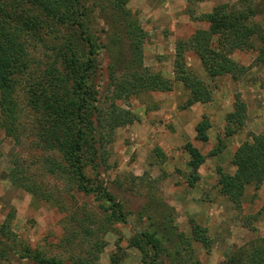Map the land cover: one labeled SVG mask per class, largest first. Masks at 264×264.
I'll list each match as a JSON object with an SVG mask.
<instances>
[{
	"label": "rangeland",
	"instance_id": "obj_1",
	"mask_svg": "<svg viewBox=\"0 0 264 264\" xmlns=\"http://www.w3.org/2000/svg\"><path fill=\"white\" fill-rule=\"evenodd\" d=\"M196 1L205 0H188L187 8L186 0H129L127 4L144 31L142 64L133 65L134 69L139 73H160L171 82L172 89L143 90L118 101L120 111H130L134 121L116 127L112 137L108 136L100 177L93 173L91 165L85 169L94 185H103L123 203L126 222H105L106 213L98 207L100 200L94 195L85 196L74 183L50 171L53 160L62 161L63 157L58 150L44 149L46 144L39 129L41 124L48 126L45 104L41 103L40 110L31 105L35 96L30 87L36 86L51 63L62 69L61 59L55 61L49 43L27 37L30 69L15 93L19 138L6 135L0 128V226L6 223L9 244L28 245L34 251L67 262L84 259L94 264H112L115 256L119 264H143L142 252L130 242L138 231L153 228V221L178 264H193L196 259L201 264H222L233 254L251 252L263 245L264 181L259 188L254 183L245 184L242 195L234 201L221 192L219 178L220 172L237 176L238 168L233 163L236 150L251 141L253 135L264 133V63H256L257 50L236 51L231 57L248 71L239 80L229 74L213 79L196 54L185 51L188 71L208 84L213 93L211 102L186 107L190 91L176 79L177 45L188 41L196 31L209 28V23L201 19L204 15L192 14ZM261 1L252 0V4ZM238 2L221 0L218 5ZM104 6L102 21L108 34L114 38L117 35V40L122 41L115 67L119 78L134 50L125 30V17L110 0H104ZM114 16L119 17L115 25L111 23ZM192 21L203 29L194 30ZM254 21L264 27V11ZM54 28L61 41L62 36L74 35V39L77 35L68 26ZM256 44L260 47L258 41ZM87 50L85 43L79 46L80 54H87ZM104 56V73L96 81L104 86L103 112H109L118 88H108L110 58ZM238 99L246 109L232 121L229 115L236 111ZM1 115L0 110V120ZM204 116L210 121L206 141L198 140L196 131ZM241 120L244 124L239 127ZM229 130L235 132L228 135ZM188 143L204 156L195 175L189 164ZM16 169L22 170L36 194L13 184L11 175ZM192 221L207 229L210 244L202 245L192 239ZM89 229L93 231L88 233ZM102 230L104 235H97ZM178 234L192 242L194 256L189 250L185 252L186 243L176 245ZM99 237L105 246L97 252L93 244ZM0 264L31 262L11 255L0 258ZM158 264L173 263L167 253H162Z\"/></svg>",
	"mask_w": 264,
	"mask_h": 264
},
{
	"label": "trees",
	"instance_id": "obj_2",
	"mask_svg": "<svg viewBox=\"0 0 264 264\" xmlns=\"http://www.w3.org/2000/svg\"><path fill=\"white\" fill-rule=\"evenodd\" d=\"M110 1L115 4L120 15L125 17V30L134 50L124 74L119 78L115 76V67L119 63L122 41L117 40V35L115 38L113 34L109 35L103 24L104 0H0V128L6 135L15 137L16 140L19 138V105L15 93L30 69L27 37H37L52 46L55 61L61 59L59 64L62 67L58 69L55 62L51 63L36 86L30 87L32 96H35L31 105L40 110L41 103L45 104L48 126L41 124L39 129L41 140L46 144L44 149L58 150L63 157L62 161L53 160L50 171L58 172L74 183L77 190L85 196L94 195L100 200L98 207L106 213L105 222L112 224L114 221H127L125 206L103 185H94L85 169L91 165L93 173L100 177L108 136L112 137L116 127L134 121L135 116L130 111H120L118 101L143 90L169 91L172 86L160 73H139L134 69L133 65L142 64L144 31L138 25L136 14L127 8L129 0ZM263 11L264 0L254 5L252 0H239L238 5H218L211 13L201 17L209 23L208 29L196 31L188 41L177 45L176 79L182 81L190 91L186 107L198 102H211L213 93L208 84L188 71L184 52L192 50L213 79L229 74L234 80H239L248 68L231 57L234 52L257 50L256 63H264V27L254 21ZM118 19V16H114L111 23H119ZM54 25L68 26L77 35L74 39V35L72 38L62 36L61 41L55 33ZM257 41L260 44L258 48ZM83 43L88 48L87 54H80L79 46ZM104 55L110 58L108 88H118L109 112H103L101 92L104 86L96 81L104 73ZM245 107L244 102L238 99L236 111L229 115V119L233 121L237 115L244 113ZM238 123L239 127L244 124L243 120ZM209 128L210 121L204 116L196 127L197 139L206 141ZM234 132L235 130H229L227 134ZM186 149L191 155L189 164L195 175L204 162V156L191 143L186 145ZM47 161L50 162L49 159ZM233 163L238 168V175L220 172L219 184L224 195L237 201L245 184L254 183L259 188L264 181V133L253 135L251 141H245L236 150ZM22 173V170H13V184L36 194L37 190L27 184L29 180ZM151 224L153 228L138 231L130 242L142 252L143 264H158L162 253H167L173 264H178L176 255L171 253L168 242L164 241V234L156 229L153 221ZM6 226V223L0 226V258L15 255L20 259H28L31 264H94L93 261L84 259L67 262L34 251L28 245L17 242L9 244ZM91 231L93 230L89 229L88 233ZM104 231H98L97 235L103 236ZM191 236L202 245L210 244L207 229L194 221ZM101 237L93 244L97 252L105 246ZM177 237L179 242L176 245L186 243L185 252L189 250L190 255L194 256L192 242L184 234H178ZM168 238L172 240L170 233ZM262 244L251 252L233 254L222 264H264V242ZM112 264H119V258L112 257ZM193 264L201 263L196 259Z\"/></svg>",
	"mask_w": 264,
	"mask_h": 264
},
{
	"label": "crops",
	"instance_id": "obj_3",
	"mask_svg": "<svg viewBox=\"0 0 264 264\" xmlns=\"http://www.w3.org/2000/svg\"><path fill=\"white\" fill-rule=\"evenodd\" d=\"M187 1L188 0H186V8H187V5L189 4ZM220 3H221V0L196 1V3L194 2V4H192V9H193L192 14H194L195 16L209 14L213 11L214 7ZM186 19H189V18H186ZM190 23H193L192 25L194 26V30L203 29V27H201L199 24H195L193 21Z\"/></svg>",
	"mask_w": 264,
	"mask_h": 264
}]
</instances>
